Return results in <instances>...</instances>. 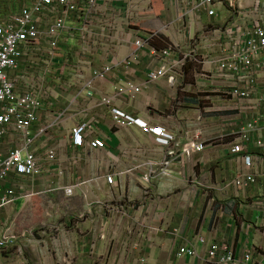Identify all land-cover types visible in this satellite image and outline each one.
Listing matches in <instances>:
<instances>
[{
  "label": "crops",
  "instance_id": "1",
  "mask_svg": "<svg viewBox=\"0 0 264 264\" xmlns=\"http://www.w3.org/2000/svg\"><path fill=\"white\" fill-rule=\"evenodd\" d=\"M111 1L112 8L103 11L104 16L89 22H93L92 44L85 45L79 37L66 41L64 53H74L75 62L85 72L82 77L69 78L72 74L68 71L65 77L81 86L93 79L92 70L115 67L139 51L137 63L129 68L117 67L106 78L96 80L97 100L114 95L117 87L129 82L148 85L134 100L122 96L116 102L117 107L140 117L152 128H164L177 135L183 145L200 138L206 149L186 156L177 148L178 157L172 167L177 176L155 179L149 186L150 203L143 189L147 185L143 175L151 162L164 160L167 149L157 143L155 136L144 135L138 127L112 129L109 122L105 123L110 119L109 110L87 105L75 89L74 98L79 97L61 134L69 137L81 121L97 117L108 148L80 150L77 153L81 159L79 164H66L75 154L74 150H69L53 173L38 180L39 190L59 182L81 184L74 197H68L61 190L37 197L66 196L70 200L68 213L75 218L83 219L85 213L90 212L97 214L92 221L87 218L74 222L70 216L69 229L64 233L65 245L71 246L68 249L76 255L83 256L88 254L82 249L87 247L84 242H91L89 237L96 238L92 242L95 255L91 259L113 264L117 261L121 264H214L209 260L207 247L198 239L199 236L213 238L214 229L220 223L219 240L232 245L236 257L251 249L264 252V149L252 143L249 153L255 157L258 182L247 189L231 185L236 176L248 170L244 160L232 153L236 128L243 113L225 102L228 96L224 93L232 82L220 73L216 56L206 60L208 78L196 75L195 69L204 70L203 65L190 58L187 68L190 67L192 76L187 77L186 68L185 77L175 84L169 78L148 83V74L161 65L155 50L173 43L180 46L183 54H195L205 34L237 20L239 5L249 8L257 1L264 4V0H232L235 7H231V0H217L215 17L206 13L199 17L184 16L187 7L196 0H134V6ZM149 34H155L151 47L139 49L135 43L148 39ZM70 97H65L64 101ZM64 106H69V102ZM104 116L107 119L101 120ZM259 127L254 138L264 139V128L261 124ZM120 172L126 173L118 176ZM110 173L117 174L114 185L106 181L105 175ZM27 206L18 202L9 210H24ZM9 210L0 216H5ZM73 228H78L79 232L75 233ZM88 229L95 232L87 233ZM183 245L196 249L197 255L179 259L178 252Z\"/></svg>",
  "mask_w": 264,
  "mask_h": 264
},
{
  "label": "built area",
  "instance_id": "2",
  "mask_svg": "<svg viewBox=\"0 0 264 264\" xmlns=\"http://www.w3.org/2000/svg\"><path fill=\"white\" fill-rule=\"evenodd\" d=\"M118 1L134 6V0ZM230 5L236 6L232 0ZM111 6V0H0V213L18 202L27 206L35 197L55 190L74 197L81 184L64 185L59 182L39 190V178L53 173L54 167L62 163L69 150H74L75 154L69 157L66 164H79L81 159L77 153L80 150L88 147L104 151L108 148L104 129L99 127L97 117L81 121L69 137L61 134L68 114L74 111L75 99L79 97L74 98L75 89L87 105L94 104L109 110L110 119L106 120V116L100 119L109 122L112 129L138 127L144 135L155 136L157 143L167 149L164 160L151 162L143 175V182L147 184L143 189L150 203V184L158 178L177 176L172 169L178 157L177 148L186 156L206 149L200 138L183 145L177 135L164 128H152L140 117L117 107L116 102L122 96L134 100L148 85L129 82L117 87L114 95L97 100L96 80L106 78L117 67L129 68L137 63L139 51L133 52L130 58L115 67L92 70L93 79L81 86L70 81L69 78L74 76L82 77L85 70L75 62L74 53H64L66 41L79 37L85 45L92 44L94 38L90 28L93 22H89L98 21L105 15L103 11ZM239 9L237 20L204 35L207 41L202 40L197 45L195 54H183L180 46L173 43L165 49L155 50L161 65L148 74V83L162 78L177 83L185 77L190 58L203 65L204 70L195 69L196 75L208 78L206 60L216 56L220 73L232 82L224 93L228 96L225 102L243 113L236 128L237 138L232 143V153L238 156L237 159L244 160L248 170L236 176L231 185L247 189L259 180V173L254 167L255 157L249 154L251 144L264 149V139L254 138L255 133L260 131L259 125L264 128V4L257 1L249 8L239 5ZM203 13L215 17L217 0H196L187 7L184 16L199 17ZM154 39L155 34H149L148 39H140L135 45L139 49L151 47ZM210 50L216 53L209 54ZM68 71L72 76L66 78ZM65 102H69V106L65 107ZM62 172L65 173L63 169ZM125 173L120 172L118 176ZM116 176L107 174L106 181L114 185ZM116 211L119 209L116 208ZM220 232L218 223L213 238L208 240L199 236L198 239L201 245L207 247L212 263L264 264V252L257 249L236 257L235 248L219 240ZM15 240L10 230L3 232L0 235V250H6ZM196 255V249L189 245H183L178 252L179 259ZM0 264L11 263L3 262L0 253Z\"/></svg>",
  "mask_w": 264,
  "mask_h": 264
},
{
  "label": "rangeland",
  "instance_id": "3",
  "mask_svg": "<svg viewBox=\"0 0 264 264\" xmlns=\"http://www.w3.org/2000/svg\"><path fill=\"white\" fill-rule=\"evenodd\" d=\"M189 69L190 67L187 68V77L192 76ZM69 201V198L63 195L37 197L24 210L16 208L9 210L5 216H0V235L10 230L16 239L12 246L6 250H0L3 262L11 264H113L114 262L111 261L91 259L95 255V246L92 242H95L96 238L88 236L91 242H84L87 247L84 246L82 249L84 251L86 249L88 254L83 256L76 255L73 250L68 249L71 246L65 245L64 239L67 236L64 233L69 229L70 216H72V221L77 222L87 220V218H90L89 221L95 220L97 215L90 212L85 213L83 219L75 218L74 214L68 213ZM72 224L71 226L74 227V223ZM74 232L78 233L79 229L76 228ZM86 232L91 233L95 230L88 229ZM75 247L77 249V246ZM116 264H121V261H117Z\"/></svg>",
  "mask_w": 264,
  "mask_h": 264
}]
</instances>
